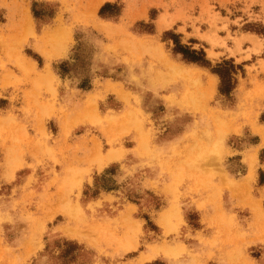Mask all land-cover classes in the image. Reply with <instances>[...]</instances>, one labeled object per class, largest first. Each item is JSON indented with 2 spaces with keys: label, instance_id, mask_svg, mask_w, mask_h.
<instances>
[{
  "label": "rangeland",
  "instance_id": "obj_1",
  "mask_svg": "<svg viewBox=\"0 0 264 264\" xmlns=\"http://www.w3.org/2000/svg\"><path fill=\"white\" fill-rule=\"evenodd\" d=\"M0 118V264H264V0H0Z\"/></svg>",
  "mask_w": 264,
  "mask_h": 264
},
{
  "label": "trees",
  "instance_id": "obj_2",
  "mask_svg": "<svg viewBox=\"0 0 264 264\" xmlns=\"http://www.w3.org/2000/svg\"><path fill=\"white\" fill-rule=\"evenodd\" d=\"M110 7H113L110 3L105 4L100 11V15H104L106 10ZM118 8L117 6H114ZM176 48L174 52L176 54H181L183 59L189 63H195L202 66H210L209 61L206 59V54L203 50L196 51L190 49L187 46L180 45V43L176 40L175 41ZM239 66L234 65V61H224L222 64H219L214 72L220 77L221 85H220V92L224 95H230V93L235 88L237 83L235 75L238 73Z\"/></svg>",
  "mask_w": 264,
  "mask_h": 264
},
{
  "label": "bare ground",
  "instance_id": "obj_3",
  "mask_svg": "<svg viewBox=\"0 0 264 264\" xmlns=\"http://www.w3.org/2000/svg\"><path fill=\"white\" fill-rule=\"evenodd\" d=\"M103 1V0H102ZM98 2V1H97ZM99 2H101V1H99ZM98 5V4H97ZM25 14V13H24ZM29 14H30V12H29ZM23 17H25L24 15H23ZM28 17H29V15H28ZM24 19V18H23ZM22 19V20H23ZM33 19V18H32ZM21 24V23H20ZM26 26H28V25H26ZM25 27V26H24ZM24 29H26V28H24ZM28 29V28H27ZM30 30H31V28H30ZM26 32V31H25ZM45 35V34H44ZM48 36V35H47ZM50 37V36H49ZM41 40V39H40ZM52 40V39H51ZM44 41V40H43ZM42 41V42H43ZM49 42V41H48ZM45 44V43H44ZM40 47V46H39ZM44 48H45V46H44ZM213 85V84H212ZM209 87V86H208ZM123 94V93H122ZM92 99V98H91ZM94 99V98H93ZM95 100V99H94ZM91 104H94L93 102H91L90 103V105ZM89 106V105H88ZM92 106H94V105H92ZM97 107V106H96ZM2 123V119L0 118V124ZM104 156V157H103ZM102 156V158L100 159V163H99V168H103L106 164H108V163H111L112 161H115V160H117L118 158H119V154H117L115 151H109L107 154H105V155H103ZM252 178V176H248V178H247V180L249 181L250 179ZM249 183V182H248ZM58 209V208H57ZM130 213V212H129ZM164 216H163V218H161V222L160 223H162V225H164L165 227L166 226H168L169 225V219H168V215H173L172 214V212H169V213H165V214H163ZM171 221V220H170Z\"/></svg>",
  "mask_w": 264,
  "mask_h": 264
},
{
  "label": "crops",
  "instance_id": "obj_4",
  "mask_svg": "<svg viewBox=\"0 0 264 264\" xmlns=\"http://www.w3.org/2000/svg\"><path fill=\"white\" fill-rule=\"evenodd\" d=\"M262 136L264 137V133H262ZM87 154H88V152H87ZM246 182H248V180H246ZM245 182V184H247ZM264 190V189H263ZM206 209H209V204H207L206 205ZM211 210H212V212H211V210L209 211V215H214V213H215V208H213V206H212V208H210ZM217 212H219V215L221 214V212H222V210L220 209V208H217V210H216ZM203 213L205 214L206 213V211L204 212H202V215H203ZM222 215V214H221ZM223 215H230V214H227L226 212H224L223 213Z\"/></svg>",
  "mask_w": 264,
  "mask_h": 264
}]
</instances>
